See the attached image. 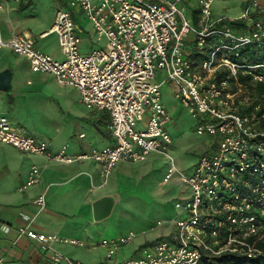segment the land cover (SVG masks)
<instances>
[{
    "label": "built area",
    "instance_id": "1",
    "mask_svg": "<svg viewBox=\"0 0 264 264\" xmlns=\"http://www.w3.org/2000/svg\"><path fill=\"white\" fill-rule=\"evenodd\" d=\"M212 1L197 0L194 7L191 0H71V9L56 11L49 30L57 34L63 59L40 51L27 33L0 38V47L24 56L33 72L50 73L59 85L76 87L87 108H103L110 115L114 144L76 154L63 146L49 156L52 160H94L106 182L119 161L139 162L158 151L170 162L164 181L178 173V181L189 186L190 194L174 202L179 217L171 219L172 234L118 264H200L223 252L259 251L247 238L264 234V129L259 128L261 104L238 81V73L264 82V63L241 64L232 55L251 42H264V23L249 22V8L236 18H213ZM73 9L85 13L97 40L106 39L104 45L81 53ZM189 11L193 19L185 15ZM236 19H244L246 27L233 29L230 23ZM156 69L165 72L161 82L155 79ZM166 83L176 84L175 96L196 118L195 131L214 137L210 151L201 154L190 174L177 168L167 150L171 120L160 89ZM0 144L49 155L48 142L17 129L4 114ZM39 178V168L32 165L19 190ZM36 202L40 210L45 207L43 195ZM19 227L20 234L51 252L53 264H81L52 247L54 242L83 245L81 240ZM134 237L131 231L101 245L111 258L120 244Z\"/></svg>",
    "mask_w": 264,
    "mask_h": 264
},
{
    "label": "crops",
    "instance_id": "2",
    "mask_svg": "<svg viewBox=\"0 0 264 264\" xmlns=\"http://www.w3.org/2000/svg\"><path fill=\"white\" fill-rule=\"evenodd\" d=\"M47 2L55 9L47 20L49 26L40 30L45 25L36 20L34 13L39 0H0V38L6 41L17 34L27 33L33 36L40 51L63 59L57 34L49 30L56 11L71 9V0ZM72 11L76 32L82 37L81 53H87L95 47V30L82 10ZM88 22L90 26H87ZM51 35L54 37L50 38ZM47 37L49 39L46 42L39 43L40 39ZM5 68L12 70L13 84L10 91H0V114L8 116L17 129L48 142L49 155L31 154L12 145L0 144V264H53L51 252L43 251L37 240L20 234L19 226L29 225V229L36 232L74 238L65 231L72 224L78 226L84 222H94L91 207L93 200L103 194L116 192L120 194L116 204L119 199H123L120 189L130 186L135 180L137 173L134 166L138 162L119 161L104 182L100 166L94 160L68 164L52 160L49 156L57 153L63 146L67 147L68 153L76 154L114 144L109 129L111 118L108 111L96 106L87 108L81 102L76 87L59 85L50 73L33 72L24 56L14 53L10 48L0 47V71ZM80 104L85 106V110L79 109ZM165 108L168 110L166 106ZM84 121L92 124L87 133L82 127ZM63 133L67 137L73 135L76 138H63ZM32 165L40 170L39 181L20 191L19 187L26 181ZM159 185H166L164 178ZM39 195L45 198V207L42 210L36 202ZM186 196L180 195L174 201ZM159 220L161 219L157 221ZM164 224L165 221L161 225L155 223L151 227H155V233L141 237L136 249L144 252L159 237L171 235L174 231L171 221L169 226L161 228ZM143 230L142 234H145L146 229ZM55 243L53 248H56ZM66 257L84 264L78 252L69 251ZM124 261L98 264H118ZM58 264L67 263L61 261Z\"/></svg>",
    "mask_w": 264,
    "mask_h": 264
},
{
    "label": "rangeland",
    "instance_id": "3",
    "mask_svg": "<svg viewBox=\"0 0 264 264\" xmlns=\"http://www.w3.org/2000/svg\"><path fill=\"white\" fill-rule=\"evenodd\" d=\"M255 2H257V5H255ZM191 3L194 7L198 5L197 0H191ZM246 8H249L251 11L247 20L249 22L256 20L258 18L256 17L257 12H260V10L264 11V0H213L210 11L213 18L220 16L236 18ZM54 9L49 6L47 0H39V3L36 4L34 10L36 20H40L45 25L40 30L49 26L47 20L50 19ZM192 14V11L185 13L187 17H191ZM87 26H90L89 22ZM51 37L53 38L54 35H51ZM48 39L49 37L40 39L39 43L42 44ZM96 40L94 48L97 49L106 42L105 38H102L100 41ZM164 78L165 72L156 69V81L161 82ZM175 85V83H166L160 88L162 102L168 108L171 120L167 124L169 134L172 136L168 152H170L169 154L173 158L177 168L185 174H190L201 154L210 151L209 146L214 137L199 135L195 131L196 118L175 96ZM79 109L85 110V106L80 104ZM90 125L92 126L90 122L84 121L82 127L85 132L90 128ZM75 127L78 128L76 125ZM62 137H67L66 133H63ZM67 138L76 137L71 135ZM169 166L170 162L166 156L156 151L149 153L146 160L135 163L134 168L137 173L134 176L135 180L129 184L130 186H123L120 189L123 199L118 200L109 217L99 222H84L78 226L72 224L71 226L74 228L70 226L65 231L66 234L69 233L70 236L81 239L85 246L56 242V248L54 249L63 256L68 255L69 251L72 253L78 252L84 264H98L106 261L112 263L115 260L120 262L133 256L142 255L143 251L141 252L136 249L141 237L150 236L155 233V230H153L155 227L153 229L151 227L154 226L158 219L165 221V224L161 228L169 226L171 219H177L179 215L174 207V199L180 195L186 196L190 194L189 186L178 181V173L169 181H166V185H159L167 173ZM115 195L118 198L120 197L118 192ZM143 229H146L145 234H142ZM131 231L134 232L135 237L128 243L120 244L115 254L108 259L107 249L101 245L102 240H117L120 236H126Z\"/></svg>",
    "mask_w": 264,
    "mask_h": 264
},
{
    "label": "trees",
    "instance_id": "4",
    "mask_svg": "<svg viewBox=\"0 0 264 264\" xmlns=\"http://www.w3.org/2000/svg\"><path fill=\"white\" fill-rule=\"evenodd\" d=\"M253 14V13H252ZM256 20L264 23V11L257 12ZM233 29H241L246 27L244 19H236L230 23ZM194 55V54H193ZM232 58L241 64L255 65L264 63V42H251L238 50L237 55H232ZM238 81L243 83L248 92L260 102L261 108L258 110L259 128L264 129V82L255 80L251 73H238ZM247 241L257 248L259 251L251 255L242 252H223L219 255L209 256L204 258L200 264H264V234L260 236H249Z\"/></svg>",
    "mask_w": 264,
    "mask_h": 264
},
{
    "label": "water",
    "instance_id": "5",
    "mask_svg": "<svg viewBox=\"0 0 264 264\" xmlns=\"http://www.w3.org/2000/svg\"><path fill=\"white\" fill-rule=\"evenodd\" d=\"M12 70L5 68L0 71V91L8 92L12 89ZM118 197L114 193L103 194L92 201V218L95 222L109 217L117 202Z\"/></svg>",
    "mask_w": 264,
    "mask_h": 264
}]
</instances>
